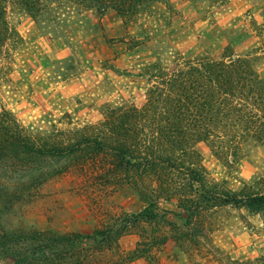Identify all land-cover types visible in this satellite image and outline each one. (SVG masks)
<instances>
[{
  "label": "rangeland",
  "instance_id": "rangeland-1",
  "mask_svg": "<svg viewBox=\"0 0 264 264\" xmlns=\"http://www.w3.org/2000/svg\"><path fill=\"white\" fill-rule=\"evenodd\" d=\"M7 20L16 34L2 51L0 113L9 112L38 145L81 128L95 132L109 108L143 107L156 67L171 72L187 60L237 56L264 76V0H151L127 19L112 9H66L53 22L11 6ZM194 149L212 183L264 194V144H245L230 165L205 143ZM99 173L93 164L81 165L50 179L9 209L0 206V225L90 234L145 207L134 187L101 180ZM160 207L178 211L175 201ZM143 227L116 238L114 250L96 254L92 264H264V212H207L201 241L177 247L151 246L146 238L155 229Z\"/></svg>",
  "mask_w": 264,
  "mask_h": 264
},
{
  "label": "trees",
  "instance_id": "trees-1",
  "mask_svg": "<svg viewBox=\"0 0 264 264\" xmlns=\"http://www.w3.org/2000/svg\"><path fill=\"white\" fill-rule=\"evenodd\" d=\"M148 1L0 0V61L7 41L16 34L7 20L11 6L34 20L53 22L66 9L100 14L112 9L127 19ZM97 128L93 133L77 129L38 145L9 112L0 113L2 210L71 168L92 164L100 169L101 180L132 186L145 202L139 213L115 217L90 234L7 231L0 225V261L92 264L96 254L114 250V240L135 228L154 227L146 238L151 246L171 242L177 247L201 241L207 212L224 207L264 212V194L234 192L212 183L194 149L196 143H205L230 165L245 144H264V76L252 71L248 59L187 60L171 72L156 67L143 107L109 108ZM173 201L178 211L160 207ZM162 229L166 234L158 236Z\"/></svg>",
  "mask_w": 264,
  "mask_h": 264
}]
</instances>
